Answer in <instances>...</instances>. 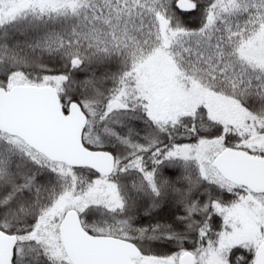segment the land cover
Returning a JSON list of instances; mask_svg holds the SVG:
<instances>
[{
  "label": "snow or ice",
  "instance_id": "6c2138e0",
  "mask_svg": "<svg viewBox=\"0 0 264 264\" xmlns=\"http://www.w3.org/2000/svg\"><path fill=\"white\" fill-rule=\"evenodd\" d=\"M0 264H264V0H0Z\"/></svg>",
  "mask_w": 264,
  "mask_h": 264
}]
</instances>
